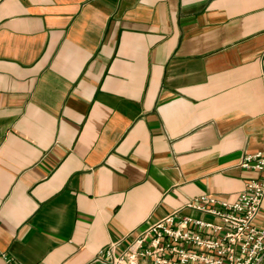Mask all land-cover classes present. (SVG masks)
I'll return each instance as SVG.
<instances>
[{"label":"crops","instance_id":"1","mask_svg":"<svg viewBox=\"0 0 264 264\" xmlns=\"http://www.w3.org/2000/svg\"><path fill=\"white\" fill-rule=\"evenodd\" d=\"M263 50L264 0H4L0 264H102L175 211L213 220L187 203L258 176Z\"/></svg>","mask_w":264,"mask_h":264},{"label":"built area","instance_id":"2","mask_svg":"<svg viewBox=\"0 0 264 264\" xmlns=\"http://www.w3.org/2000/svg\"><path fill=\"white\" fill-rule=\"evenodd\" d=\"M4 0H0V4ZM264 78V50L259 59ZM238 166L257 173L233 201L201 196L186 208L213 220L175 211L138 230L121 248V241L98 251L102 264H262L264 227L257 223L264 199V152L246 154ZM4 264H21L6 253Z\"/></svg>","mask_w":264,"mask_h":264}]
</instances>
